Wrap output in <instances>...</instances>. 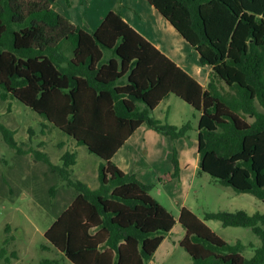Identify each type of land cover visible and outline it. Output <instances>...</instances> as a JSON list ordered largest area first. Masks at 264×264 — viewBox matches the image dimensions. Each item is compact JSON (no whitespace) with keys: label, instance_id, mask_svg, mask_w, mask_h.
Listing matches in <instances>:
<instances>
[{"label":"trees","instance_id":"16d2710c","mask_svg":"<svg viewBox=\"0 0 264 264\" xmlns=\"http://www.w3.org/2000/svg\"><path fill=\"white\" fill-rule=\"evenodd\" d=\"M57 1L0 0V99L20 101L103 160L100 185L92 189L71 179L75 153L63 155L62 167L42 155L77 190L45 233L57 252L73 264L154 259L176 220L150 195L151 186L113 158L143 125L172 141L189 137L190 123L177 127L153 115L171 96L200 113L199 174L264 202V0H147L211 68L207 88L131 27L119 9L88 33L56 10ZM3 131L8 146L19 149L13 132ZM171 161V178L179 179L175 148ZM206 220L250 229L261 246L248 259L242 254L247 246L226 242L183 207L180 246L194 264H264V213L223 211ZM13 241L7 235L0 264L19 258L16 251L9 255Z\"/></svg>","mask_w":264,"mask_h":264},{"label":"rangeland","instance_id":"374dc122","mask_svg":"<svg viewBox=\"0 0 264 264\" xmlns=\"http://www.w3.org/2000/svg\"><path fill=\"white\" fill-rule=\"evenodd\" d=\"M68 5L65 0H58L56 10L71 23H77L86 32H91L100 25L105 14L113 10L114 6H119V0H74L72 7ZM259 109L263 110L260 106ZM153 115L177 127L190 123L192 130L189 137L176 141L164 137L163 145L157 141L148 142L149 145L144 149L142 145L132 146L130 142L113 160L115 164L122 165V155L124 159L126 157L139 180L151 186L150 195L176 220V225L166 236L152 264H194L179 244L186 234L179 223L183 207L194 212L226 242H241L247 246L242 254L248 259L252 258L255 248L261 246L260 239L252 230L224 227L220 221L206 220V215L223 211H245L250 215L264 213V202L251 194L235 192L232 187L221 184L209 174H197L198 125L195 118L198 114L186 102L171 96L161 103ZM3 127L13 132L19 149L8 146ZM140 135L141 132L136 138ZM174 148L179 160L184 162L179 179L171 178ZM159 149L161 152H158ZM66 152L76 154L71 179L75 182L79 180L91 188L99 186L98 171L103 163L100 157L91 153L86 146L77 145L72 137L20 101L0 99V247L7 235L13 236L14 241L7 246L9 255L16 251L19 257L11 258L10 264H41L43 260L73 264L45 238L46 231L77 194V190L69 185L60 172L53 170L46 162L48 158L52 165L62 167ZM8 227L10 230L7 234Z\"/></svg>","mask_w":264,"mask_h":264},{"label":"crops","instance_id":"0c3cea01","mask_svg":"<svg viewBox=\"0 0 264 264\" xmlns=\"http://www.w3.org/2000/svg\"><path fill=\"white\" fill-rule=\"evenodd\" d=\"M73 1L74 0H70V4L68 5L69 7H72ZM114 7L115 8L113 10L119 9L121 11L123 19L131 27H133L148 41H150L153 45H155L163 54H165L172 61H174L180 68H182L189 75L195 78L203 87L205 88L208 87V84L210 82L211 68L209 66H203L201 64L198 52L194 50V48L170 24V22L166 20L147 0H122V2L121 0H119V6H114ZM106 15L107 14H105V16ZM105 16L102 18V21L104 20ZM76 25L78 26L77 23ZM97 28L88 33L95 32ZM197 114L198 115L195 119L197 120V125H198L200 119V113ZM139 132H141L142 135L136 138ZM164 140H165L164 136L160 135L158 132L149 129L148 127L143 125L138 130H136L135 133L127 140L125 145L116 153L113 160L121 152H123V150H125L126 146H128L130 142L132 146L142 145V149H144L149 145L148 142L157 141L158 143H161V145H163ZM155 150L157 149L155 148ZM169 151L170 149L168 150V152ZM158 152H161V149H159ZM122 160L124 162H122ZM121 162L122 165L116 164L121 170H123L126 173L136 174V170L133 169L132 164L127 162L126 157L124 159L123 155L121 158ZM196 162L197 163L195 167L198 174L199 159ZM180 164H181V169H183L184 162L182 159L180 161ZM169 172H172V170H169ZM98 187L99 186H97L96 188ZM96 188H92V189H96ZM165 240L162 242L159 249L163 246ZM181 241H179V244ZM159 249L157 250V252L159 251ZM150 264H152V261L150 262Z\"/></svg>","mask_w":264,"mask_h":264}]
</instances>
